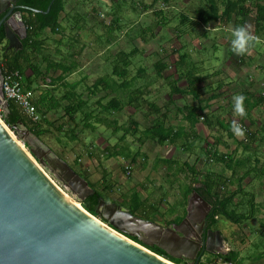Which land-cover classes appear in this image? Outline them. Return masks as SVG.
Masks as SVG:
<instances>
[{
  "label": "rangeland",
  "instance_id": "1",
  "mask_svg": "<svg viewBox=\"0 0 264 264\" xmlns=\"http://www.w3.org/2000/svg\"><path fill=\"white\" fill-rule=\"evenodd\" d=\"M141 1L69 0L66 13L70 15V21L65 19L62 23L66 28V33L65 35L62 33L53 35L48 32L49 39H47L46 46L52 55V59L56 61H61V57L55 55L56 48H61L65 54L75 51L74 53L77 55L75 60L79 67L73 75L69 76L67 82L71 84L83 82V79L87 77L79 88V91L84 93L86 98L89 97L88 87H91L99 78L111 74V71H108V66L112 69L115 66L114 63H108L107 60L110 50L111 55L109 57L115 60V52L120 50L129 52L133 46L137 47L141 53L135 56L132 62L146 69L147 78L141 77L142 79L136 82L133 89L139 86L144 88L147 83H150L151 85L145 93L147 95V92H150L148 101L157 103L164 109V113L167 109V114L169 113L171 116L173 125L184 129L188 128V130H190V126L185 119L188 112L178 113V109L185 105L198 107V109L201 105L202 108H205L210 93L214 91V94H217V87L223 84L222 92L225 93V96L209 102L210 109H205L203 112L199 110V114L204 115L207 121L203 118L200 119V125L197 124L199 126L194 128L198 138L193 140L191 135L187 141L185 133L182 136L175 135L177 128L175 132H171V135L176 136V139L172 137L167 142L159 144L146 132L152 126V121L156 120V123H159V120L156 119L157 115L151 113V118L146 117L149 112L148 106L142 103L137 108L139 112L136 113L133 107L128 106L121 114L114 117L119 127L125 128H128L131 122L135 120L138 124L137 130H139L137 135L127 134L124 130L118 132L106 125H96L94 131L84 129L82 124L76 127L67 118L61 119L64 114V111L61 110L55 118L54 114L51 113L49 120L51 122L56 120L57 127L64 123L65 130L59 132L51 128V134L40 140L60 158L62 157L76 173L95 185L96 189L105 192L104 188L109 186L110 192L106 193V198L110 201L108 204L116 202L130 211L131 197L137 193L140 199L145 201L146 208L153 205L159 208L161 215L156 218L154 215L150 216L149 213L146 219L165 225V227L167 226L165 220L168 219L167 221H169L175 217V215H170V210H174L179 216L183 215L181 204L185 201L184 192L194 178L189 174L191 170L185 166V162L189 166L197 165L205 173H213L217 179L227 180L225 186L219 187V191L223 195L236 192L239 188V178H241L243 180L242 186L246 192L239 194L240 197L237 198L240 202L238 212L246 213L250 219L235 224L227 218H219L220 220L215 225L214 230L221 231L224 235L227 250L230 251L233 248L238 251L248 250L254 257L262 256L264 255V177L261 176L264 175V132L260 130L264 126V106L259 107L257 111L255 110L253 115L247 114L249 119L247 121L251 123L256 121L253 125L248 124L247 121H240V115L237 117L235 112L228 111L230 108L228 110L221 109L224 106L235 105V97L243 96L244 93L254 92V95L250 94L253 98L258 93L263 94L264 92V75H261L263 73L260 71V67H256V65L264 64V38H260L255 33L254 20L256 15L254 12L250 15L245 28L256 38L254 40L257 42L248 46L244 52L246 54L245 62L241 64L242 54L234 52L231 44L234 39L233 30L236 28L234 21L232 23L209 22L207 25H197L199 10L209 8L206 0H171L170 3L164 2V0ZM258 1L247 0L246 6L254 8ZM114 4L122 6L120 9L123 18L121 31L114 33L113 37L109 38L110 41L105 38L99 47L95 40L98 35L104 37L107 34V26L111 24L113 18L112 15L109 16L108 14L109 12L111 14ZM133 4L138 7L136 12L133 10ZM145 6H150L151 9L145 10ZM95 10H98L99 13H96ZM221 10L224 11V6ZM157 11L165 12L166 17L170 19V24L166 27L157 28V31L154 32L155 37L152 38V29H146L158 20L155 17ZM76 13L82 15L78 21V26L85 29L81 33L73 29V25H75L73 19ZM183 14L191 18L190 23H181ZM59 42L62 43L61 46H57ZM77 42H81V44L80 48L76 50L74 46L78 47L79 43ZM85 44L86 47L80 51L81 46ZM70 49L73 52H70ZM184 52L190 54L191 61L199 68L197 74L203 77L202 82L198 85L200 88L199 99L194 97L196 96L195 91H192L193 96L187 95L183 99L181 95L177 94L174 98L172 94V91L175 90V78L178 77V72H183L177 71L175 65L179 61V55ZM159 60L168 66L161 79L153 78L155 64ZM131 71H134L131 74L135 76L134 65ZM60 74L61 72L53 73L51 78L55 79ZM27 75H31L30 70L27 71ZM165 79L167 80L165 81ZM40 85H42V81ZM178 86L185 90L188 88V82L184 80ZM60 89L58 95L61 97L64 90L62 87ZM39 95L36 92L34 96L37 98ZM103 95L104 92L94 99H92L94 97L92 95L90 103L93 104ZM169 96H173L176 102H169ZM62 104L66 105L67 103ZM94 108L97 109V105ZM0 110L3 117L5 110L2 107ZM222 118L232 119V121H237L238 125H243L244 135L235 134L234 139L229 137L226 130L218 125ZM80 119L81 115L78 116L77 121L80 122ZM43 127L48 128L45 124ZM244 127L247 132H245ZM69 129L79 133L77 140H71L66 136ZM232 132L234 131L232 130ZM249 133L258 134L256 142L254 140L246 141ZM123 135H125V139H122ZM15 136L24 144L18 134ZM236 141H245V144L246 142L251 144L250 150L246 149L245 146L238 145ZM24 145L28 149V145L26 143ZM124 147H127L131 154H128ZM114 148H117L116 151ZM207 150L211 153L217 151L220 156L214 159L211 155H207ZM114 152L128 154L131 157L128 159L123 155L110 156ZM138 152L146 155L147 161L140 157L133 164L132 157ZM172 156L173 161L165 159V157L170 158ZM227 156H231L233 161L226 158ZM183 168H185L186 173ZM46 172L65 190L64 186L56 180L48 169ZM69 194L71 195V193ZM254 195L256 196V209L252 215L249 214L252 208L250 201ZM76 201L82 205L80 201ZM96 218L110 226L109 223L103 222L104 218ZM209 258L211 261H208L207 257L203 259L204 264H211L214 259L218 258V255L209 254ZM258 263H264V257L258 259Z\"/></svg>",
  "mask_w": 264,
  "mask_h": 264
},
{
  "label": "trees",
  "instance_id": "2",
  "mask_svg": "<svg viewBox=\"0 0 264 264\" xmlns=\"http://www.w3.org/2000/svg\"><path fill=\"white\" fill-rule=\"evenodd\" d=\"M68 1L69 0H56L52 5L50 12L48 14H45V12H47L50 8V5L53 0H17V5L21 7L18 11L23 14L24 20L27 25L28 33V36L22 41V49H9V44L5 42V29L4 27L0 29V69L2 68V65H5L11 70L18 71L22 75L25 88L28 91H31L33 95H35L36 92L40 94L37 98L34 96L33 100V104L36 108V114L39 117V120L37 122H34L31 118L26 116L25 113L19 108V106L15 102L9 101L8 112L6 114L4 113L2 117L5 124L15 134H17L15 126H18L22 123L26 127H28L36 137L42 139L43 137L51 134V128H54L59 132H63L65 130L64 123L57 127L55 124L56 120L54 122H51L49 120V115L51 113L54 114L53 116L55 118L56 115L59 114L61 110H63L64 114L61 119L67 118L68 121L76 125V127H78L79 124H82L84 129L94 131L96 129V125H106L109 128H114L118 132H122L124 130L127 134L132 133L133 135H137L139 130H137L138 124L137 122H135V120L131 122L128 128H125L119 127L114 117L117 114H121L128 106L133 107L137 113L139 112L137 108L143 103L148 106L149 110V112L146 114V117L151 118V113H154L155 115H157L156 119L159 120V123H156V120L152 121V126L146 131L147 135L152 137L154 140L158 141L159 144L167 142L170 138L173 137L171 135V132L173 133L175 132V130L172 128L171 123L169 122V113L167 114V109L164 113V109L158 106L157 103H151L148 101L150 98V92L148 91L147 95H145V93L151 84L147 83L144 88L139 86L133 89V87L136 86V82L142 79L141 77L145 76L147 78L146 69L141 68L136 63L134 64V62H132V59L141 53V51L137 47L133 46V49L129 52L125 50L115 52V60L109 57L111 55L110 50L107 60L109 61L108 63H114L115 66L113 67V69L108 66V71H111V74H108L106 77L99 78L91 87H88L89 97L87 96L86 98L84 96V93H81L79 91L80 86L82 85V83H84L87 77L83 79V82L79 81L73 84L67 82L69 76L73 75L79 67L75 60L77 57V55L74 53L75 51L73 52L72 49H70V52L73 53L65 54L62 52L61 48H56L55 55L57 57H61V61H56L52 59V55L50 54L46 45L47 39H49L48 32L52 33L53 35L61 33L65 35L66 28L63 26L62 23L65 19H68V21H70V15L66 13ZM206 1L209 4V8L199 10L197 25H207V23L209 22L232 23L234 21L236 28L241 26L245 27L247 19L254 12L256 15L254 20L255 33L260 38H264L263 0H259L254 8L246 6L247 0ZM141 2H143V0ZM164 2L170 3L171 0H164ZM121 5L123 6V3ZM122 6H120L119 4H114L113 9H111V14L109 12L108 15H112L113 18L111 24L107 26V34L104 37L98 35L97 39L95 40L96 44H98L99 47L102 45V42L105 38L110 41L111 39L109 38H112L114 33L121 31V24L123 23V18L121 17L120 9L122 8ZM223 6L224 11L222 12L221 8ZM133 7V10L136 12L138 7L135 6V4H133ZM150 9V6H145V10ZM34 10L39 11V13L34 12ZM95 12L99 13L98 10H95ZM4 16L5 14L0 15V21L3 19ZM81 17L82 15L80 13H76V16L73 19L75 22V25H73V29L74 31L80 33L83 32L85 29L83 27L78 26V21ZM155 17H157L158 20L152 26H150V28L146 29H152V38L155 37L154 32L157 31V28H159L160 26L166 27L170 24V19L166 17L165 12L157 11L155 12ZM190 21L191 18H189V16L184 14L181 16L182 24L190 23ZM102 25L105 24L102 23ZM143 35L146 36V34ZM78 38H80V36H78ZM256 42L257 40H254L251 43L254 44ZM5 43L7 45H5ZM77 43H79L78 47L74 46L76 50L80 48L81 42ZM61 45V42L57 43V46ZM85 47L86 44L84 46H81L80 51H82ZM114 55L112 54L113 57ZM245 56L246 54L242 53V58L240 59L241 64H244V59L246 58ZM190 61L191 56L189 53L184 52L182 55H179V61L176 63L175 66L178 69L177 71L181 70L183 72H178V77L175 78L174 81L175 90L172 91V94L173 96L175 94H179L183 97H187V95L192 96V91H195V98L199 99L200 88L198 87V85L202 82L203 77L197 74V70L199 68L194 65L193 61ZM133 65L136 71L135 76L131 74V72H134L131 71ZM167 67L168 66L164 64L162 60H159L155 64L153 78L161 79V76L163 72L167 70ZM261 67H263L264 69V65H261ZM29 70L31 72V75H27V71ZM56 72H61V74L55 79L51 78V74ZM166 80L167 79H165V81ZM184 80L188 82V88H185V90L179 88L178 86ZM41 81L42 85H40ZM60 87H62L64 90L61 97L58 95V92L61 90ZM222 88L223 84H220L217 87V94H214V91L213 93H210L211 95L207 101L208 104L209 102H212L217 98H222L225 96V93L222 92ZM102 92H104V95L98 98L96 102L91 104L90 99L92 95L94 96L92 99H94ZM250 92L248 94H243L244 99L242 101V105L245 111V114L243 116L235 112V105L233 104L230 105V107H221V109L228 110L230 108L228 111L235 112L237 116L240 115L239 120L242 122H246L247 120H249L247 114L252 115L256 108L261 107V105L264 104V92L263 94L258 93L256 96H253V98L250 96V94L254 95V92ZM120 93L122 94L120 95ZM107 99L109 100L106 102ZM62 103L67 104L63 105ZM208 104L205 106V108H202V106L200 105L199 109L198 107L196 108L193 106L185 105L184 107L178 110L179 113L188 112L185 119L189 123L190 128H195L197 124H199V121L202 117L203 119H205V121H207V118L205 116H201L199 112H203L205 109H210L211 107ZM95 105H97V109L94 108ZM79 115H81L80 122L77 121ZM44 124L48 126V128L45 129L43 127ZM232 124V119L228 120L222 118L218 122L219 127L225 129L229 137L234 139L235 133L232 132ZM251 124L253 125L254 123ZM240 126L243 127V125ZM261 128L262 129L260 131L264 132V126ZM244 130L245 132H247L245 127ZM184 133L187 134L189 132L186 129L180 127L178 128L177 133L175 135L182 136ZM78 135L79 133H77L73 129H69L66 132V136L74 141L78 139ZM257 135L258 134L254 133L247 134L248 138L246 141L248 142L254 140L256 142ZM123 136L122 139H125V135ZM185 137L187 141H189L191 135H185ZM173 139H176V136H174ZM236 142L238 143V145L245 146L246 149L250 150L251 148V144H248L247 142L245 144V141ZM107 149L109 151V148ZM116 149L117 148H114V151H116ZM124 150L128 154H131L130 150L127 147H124ZM206 153L207 155H211L214 159H217L218 156H220L217 151H213L211 153L209 150H207ZM128 154L124 155L114 152V154H110V156L118 157L119 155H123L124 157H127L129 159L131 155ZM140 157H142L144 161H147V156L142 155L140 154V152H138L135 156L132 157L133 164H135L137 162V158ZM226 158L233 161V158H231V156H227ZM186 167L191 170L189 171V174L192 175L194 178L192 180V183L186 189V192L188 194H184V199L186 201L188 196L193 194V192L199 193L206 201L210 203V205H212L213 209L211 212V219L213 220L214 225H217L218 221L220 220L219 218H227L235 224H239L242 223L244 220L250 219L246 213L238 212V209L240 208V202L237 198L240 197L239 194H243L244 192H246L244 190V187L242 186L243 180L241 178H239V188H237L236 192H230L228 195H223L220 193L219 187H221L222 185L225 186L227 184V180L217 179V177L213 173H205L203 170H200L198 167H196V165H188ZM183 171L186 173L185 168H183ZM261 177H264V175ZM244 178H247V176H244ZM89 185L94 190V194L91 195L84 202H81L82 207L93 216L100 217L98 215L99 204L101 200L110 202L106 198V193L110 192V188L109 186H106L104 188L105 192H101L100 190L96 189L95 185H93L92 183L89 182ZM195 185H198V187H196ZM132 196L133 197H131L130 212L133 215L141 218L143 217V219H146L147 216H149V213L150 216L154 215L156 216V218L157 216L161 215L159 208L154 205L149 208H146L145 201L140 199L137 193L133 194ZM185 201L183 205L181 204V207L183 208L182 216L177 215L174 210H170V215H175V217L171 221L167 222V226H171L173 224H180L183 221L186 216L187 207ZM250 203L252 208L250 209L249 214H252L256 209L255 195L253 196ZM103 220V222L109 223V221L105 219ZM129 238L139 244H142L136 237L129 236ZM146 248L158 254L159 256L170 260V262H173L174 264H185L183 260H178L169 256L160 248ZM239 256L240 255L236 250H230L227 255H218V257H221L227 261H232L235 264H243V262L239 260ZM208 261H211L210 258H208Z\"/></svg>",
  "mask_w": 264,
  "mask_h": 264
},
{
  "label": "water",
  "instance_id": "3",
  "mask_svg": "<svg viewBox=\"0 0 264 264\" xmlns=\"http://www.w3.org/2000/svg\"><path fill=\"white\" fill-rule=\"evenodd\" d=\"M20 8L17 0H0V15L5 14L0 29H5L9 49H22L28 36ZM3 83L0 72V106L6 114ZM15 130L29 150L0 118V264H174L146 247L201 264L205 254L230 252L222 232L207 222L212 206L197 192L186 217L171 227L101 200L98 215L109 221L105 225L76 201L94 194L89 182L24 124Z\"/></svg>",
  "mask_w": 264,
  "mask_h": 264
},
{
  "label": "built area",
  "instance_id": "4",
  "mask_svg": "<svg viewBox=\"0 0 264 264\" xmlns=\"http://www.w3.org/2000/svg\"><path fill=\"white\" fill-rule=\"evenodd\" d=\"M1 69L4 75L3 91L5 94L6 102H15L26 116L31 118L34 122H37L39 120V117L36 114V108L33 104L34 95L31 91H28L25 88L22 75L18 71L11 70L5 65H2ZM0 118L2 119L1 110ZM211 264L235 263L218 257L214 259Z\"/></svg>",
  "mask_w": 264,
  "mask_h": 264
},
{
  "label": "clouds",
  "instance_id": "5",
  "mask_svg": "<svg viewBox=\"0 0 264 264\" xmlns=\"http://www.w3.org/2000/svg\"><path fill=\"white\" fill-rule=\"evenodd\" d=\"M233 36L234 39L231 41L232 49L237 54L244 53L249 44L256 39L253 37L245 27H237L233 30ZM244 97L243 96H237L235 97V112L243 116L245 114L242 101ZM232 130L235 132V134L242 136L244 135V131L240 125H238L235 121H233L232 124ZM87 230V228H85Z\"/></svg>",
  "mask_w": 264,
  "mask_h": 264
},
{
  "label": "crops",
  "instance_id": "6",
  "mask_svg": "<svg viewBox=\"0 0 264 264\" xmlns=\"http://www.w3.org/2000/svg\"><path fill=\"white\" fill-rule=\"evenodd\" d=\"M262 39H263V37H261ZM7 44H9L8 42H7ZM6 43H5V45H7ZM8 47H9V45H8ZM15 50V49H14ZM255 61V60H254ZM263 61H264V59H263ZM264 65V64H263ZM262 65V66H263ZM256 67H260V71L263 73V74H261V75H264V69H263V67H261V66H257L256 65ZM177 94H175L174 95V98H175V96H176ZM179 95V94H178ZM193 96V95H192ZM191 97V96H190ZM195 97V96H194ZM174 98L173 97H170L169 96V102H171V101H175L174 100ZM182 99L184 98L183 96L181 97ZM178 101V100H177ZM176 102V101H175ZM213 102V101H212ZM161 104V103H160ZM261 106H264V104H262ZM184 107V106H183ZM258 107V106H257ZM259 108V107H258ZM258 108H256L255 110L257 111L258 110ZM254 110V111H255ZM208 111V110H207ZM179 113V112H178ZM182 113V112H181ZM254 113V112H253ZM236 116H237V114H235ZM253 115V114H252ZM201 116H204V115H201ZM238 117V116H237ZM168 118H169V122L171 123V126H172V128L175 130V129H177V128H180V127H177L176 125H173L172 124V120H171V116L170 115H168ZM203 118V117H202ZM202 118H201V120H202ZM256 120H258L259 121V119L258 118H256ZM235 122H237V121H235ZM248 122V124H251V122L250 121H247ZM256 122V121H255ZM255 122H253V123H255ZM260 122V121H259ZM200 125V124H199ZM199 125H197V126H199ZM183 128V127H182ZM185 129H187V131L189 132V133H187L186 134V136L187 135H192V139L193 140H195L196 138H198V134H196L195 132H194V128H190V130H188V128H185ZM177 133V132H176ZM195 133V134H194ZM193 149V148H192ZM175 152V151H174ZM165 159H171L172 161L174 160V158H173V156L172 157H170V158H166L165 157ZM164 159V160H165ZM146 160H147V158H146ZM185 164V166H188V163L187 162H185L184 163ZM190 166H192V165H190ZM195 166V165H194ZM196 167H198L197 165H196ZM192 183V182H191ZM196 187H198V185H195ZM188 187V186H187ZM187 187H186V189H187ZM188 194L187 192H186V190H185V192H184V194ZM191 196H192V194L191 195H189L188 196V198H187V200L185 201V203H186V205H187V207H188V203H189V200H191ZM263 201V200H262ZM108 202V201H107ZM183 205V204H182ZM120 206V205H119ZM121 207V206H120ZM168 219H166L165 221L166 222H169V221H171V220H169V221H167ZM159 224V223H158ZM160 225H162V224H160ZM162 226H164L165 227V225H162ZM172 226V225H171ZM170 226V227H171ZM167 227V226H166ZM224 236V235H223ZM231 250H236L238 253H239V260H241L242 262H243V264H259L258 263V259H262L263 257H264V255H262V256H258V257H254V255L252 254V253H249V251L248 250H237V249H231ZM204 263V262H203ZM261 264H264V263H261Z\"/></svg>",
  "mask_w": 264,
  "mask_h": 264
},
{
  "label": "flooded vegetation",
  "instance_id": "7",
  "mask_svg": "<svg viewBox=\"0 0 264 264\" xmlns=\"http://www.w3.org/2000/svg\"><path fill=\"white\" fill-rule=\"evenodd\" d=\"M0 72H2L3 73V71H2V69H0ZM107 202V201H106ZM108 203H110V202H107V204ZM114 204H116V203H114ZM212 206V205H211ZM213 209V208H212ZM212 212V211H211ZM187 215V214H186ZM186 217V216H185ZM207 222L209 223V225H210V228H212L213 230H214V228H215V225H214V222H213V220L211 219V213L210 214H208V219H207ZM126 235H127V237H129V235L126 233ZM205 256L207 257V258H209V254H205ZM205 257V258H206ZM183 262H185V264H190V262L188 261V260H183Z\"/></svg>",
  "mask_w": 264,
  "mask_h": 264
},
{
  "label": "bare ground",
  "instance_id": "8",
  "mask_svg": "<svg viewBox=\"0 0 264 264\" xmlns=\"http://www.w3.org/2000/svg\"><path fill=\"white\" fill-rule=\"evenodd\" d=\"M77 204V206H79L80 207V205L78 204V203H76Z\"/></svg>",
  "mask_w": 264,
  "mask_h": 264
}]
</instances>
